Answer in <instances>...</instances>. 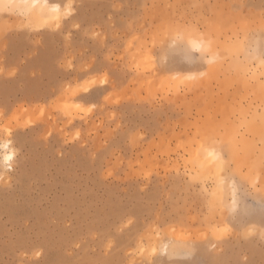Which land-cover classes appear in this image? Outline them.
Segmentation results:
<instances>
[{
  "label": "rangeland",
  "instance_id": "1",
  "mask_svg": "<svg viewBox=\"0 0 264 264\" xmlns=\"http://www.w3.org/2000/svg\"><path fill=\"white\" fill-rule=\"evenodd\" d=\"M49 1L73 14L29 17L24 3L0 1V140L18 150L0 172V264H170L147 251L164 240L195 249L171 264H264L259 125L229 152L245 186L256 182L230 231L205 219L181 175L197 145L230 133L234 107L251 112L260 93L219 69L188 85L171 74L202 66L176 54L155 62L171 27L195 24L223 45L258 26L264 4ZM247 226L257 234L245 238Z\"/></svg>",
  "mask_w": 264,
  "mask_h": 264
},
{
  "label": "clouds",
  "instance_id": "2",
  "mask_svg": "<svg viewBox=\"0 0 264 264\" xmlns=\"http://www.w3.org/2000/svg\"><path fill=\"white\" fill-rule=\"evenodd\" d=\"M260 2L264 4V0ZM33 7L53 16L59 13L63 18L72 15L74 11L71 4L61 8L60 4H50L49 0H33ZM169 54L178 55L189 68L202 66L193 71L171 74L182 76L188 85L195 86L208 79L211 70L219 69L227 77L237 80L242 87L254 88L262 97L251 112L239 105L234 107L235 122L231 132L221 131L199 143L188 162L189 166L181 173L201 200L205 219L219 220L230 231L242 210L249 208L248 200L256 190V182L248 181L245 186L244 177L233 168L234 160L230 158L229 152L235 148L237 137L254 124L260 128L259 160L264 163V9L259 10L258 26L238 36L234 35L223 45H219L214 36L195 24L171 27L165 35L160 55L156 58L157 67L168 64ZM17 153L11 139L0 140V172L13 170ZM254 234H257L255 226L242 229L245 238ZM259 235L264 238V226L260 228ZM147 251L149 255L167 257L171 264L177 258L190 261L195 249L189 245L186 251L177 253L173 242L164 240Z\"/></svg>",
  "mask_w": 264,
  "mask_h": 264
},
{
  "label": "bare ground",
  "instance_id": "3",
  "mask_svg": "<svg viewBox=\"0 0 264 264\" xmlns=\"http://www.w3.org/2000/svg\"><path fill=\"white\" fill-rule=\"evenodd\" d=\"M0 1L11 2V1H14V0H0ZM15 1H17L18 3H22V4L24 3L26 5V9L25 10H26L27 14L30 15L29 17L38 16V18H40V16H41L42 19H47L48 18L49 14H46L42 10L35 9L33 7V0H15ZM49 3L50 4H57V3H54L52 1H49Z\"/></svg>",
  "mask_w": 264,
  "mask_h": 264
}]
</instances>
